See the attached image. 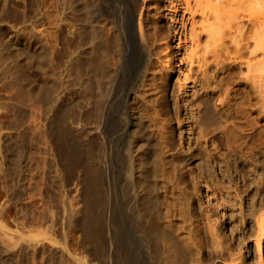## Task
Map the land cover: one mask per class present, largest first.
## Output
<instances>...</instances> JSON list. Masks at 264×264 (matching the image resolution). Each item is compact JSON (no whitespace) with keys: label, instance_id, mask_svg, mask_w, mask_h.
<instances>
[{"label":"bare ground","instance_id":"obj_1","mask_svg":"<svg viewBox=\"0 0 264 264\" xmlns=\"http://www.w3.org/2000/svg\"><path fill=\"white\" fill-rule=\"evenodd\" d=\"M3 1L0 0V14ZM60 1L71 7L73 15L71 22L62 19L59 23L65 45L51 51V68L62 66L60 75L50 78L49 70H42L36 60L28 75L36 88L41 87L45 100L33 96L38 93L35 89L28 95L20 81L14 93L17 117L23 108L27 110L26 126L21 128L18 122L15 133V172L18 176L22 172L25 142L30 189H39L41 180L44 188L58 190L60 201H45L38 208L37 217L29 211L25 213L17 202L18 236L29 243L39 236L48 238L64 256L70 257L71 264H149L151 258L154 261L150 264H246L243 247L233 245L219 219L208 213L205 222H200L202 218L188 190L186 166L206 151L205 127L195 145L177 146L174 132L165 124L167 119L155 111L157 98H148L141 84L121 93L124 112L120 119L114 118L112 107L120 85L122 61L130 57V50L137 48L141 52L134 65L137 78H146L145 72L152 67L157 34L150 28H157L148 0H130L126 10L116 0ZM249 5L253 7L251 16L255 22L264 25L255 6L261 5L264 10V0H250ZM222 7L208 4V9L203 10L204 18L210 21L234 12ZM35 18L34 25L36 15ZM128 26L138 39V46L129 45ZM204 30L214 43L220 24L211 21ZM37 37L34 31L30 49ZM10 38L24 52L29 50H25L27 41L21 33H13ZM254 40L258 48L264 49L261 32L255 34ZM39 56L42 52L36 58ZM231 59L250 69L260 64L241 55ZM212 60L218 69L230 61L222 58L221 49L214 50ZM209 62L205 58L200 67ZM206 83L209 89L210 81ZM202 101L203 107L209 103L207 96ZM69 170L75 171L73 180H69ZM29 198H35L32 192ZM99 201L104 204V213L96 210ZM241 211V221L245 223L247 213ZM250 216L254 223L247 236L255 235L258 264H264V200L251 210ZM61 221H69L80 232L78 242L86 253L80 254L71 247L68 230H58ZM165 235L193 255L189 263H179L177 252L166 250L161 242ZM205 237L211 246L207 254ZM135 254L139 256L137 262Z\"/></svg>","mask_w":264,"mask_h":264},{"label":"rangeland","instance_id":"obj_2","mask_svg":"<svg viewBox=\"0 0 264 264\" xmlns=\"http://www.w3.org/2000/svg\"><path fill=\"white\" fill-rule=\"evenodd\" d=\"M3 2L2 6H5L0 14V264H71L70 257L64 256L58 245L48 238L39 236L29 243L18 236L17 202L25 213L29 211L31 216L33 213L37 217L38 208L45 201L57 204L60 197L55 188H44L41 180L39 189L36 186L34 190L30 189L26 179L30 165L25 142L20 164L22 172L20 176L15 172V133L18 122L21 128L26 126L27 110L23 108L17 117L14 93L20 81L28 95L35 89L38 93L33 96L45 100L41 87L34 86L28 72L37 60L36 65L49 70L50 78L56 79L55 75H60L62 66L51 68V51L65 45L59 23L73 20L72 9L60 0ZM116 2L126 10L130 0ZM249 3L250 0H148L157 28H150L157 34L152 67L145 72V80L137 78L134 65L141 52L137 48L130 50V57L122 61L120 85L112 110L115 120L120 119L124 112L121 93L141 84L146 88L148 98H157L155 111L167 119L165 124L174 132L173 140L177 146L180 143L186 147L195 145L205 127L206 151L186 166L185 176L188 190L193 195V205L202 218L200 222H205L208 213L213 219H219L227 238L233 245L243 247L246 264H258L255 235L250 238L247 235L254 223L250 212L264 200V49L258 48L254 40L259 31L264 41V25L255 22ZM208 4L223 5L224 11L231 9L234 12L207 21L203 10L208 9ZM255 6L264 19L262 6ZM35 15L37 23L34 25ZM211 21L220 24V34L214 43L204 30ZM34 31L38 37L30 49L28 44ZM127 31L129 45L138 46L131 26ZM16 32L26 38L27 52L10 38ZM215 49H221L222 58L230 60L220 69L212 60ZM255 49L257 52L252 53ZM39 52L42 56L36 58ZM240 55L260 64L254 69L245 63L235 64L231 58ZM205 58L210 62L201 68ZM207 80L210 81L209 89L206 88ZM206 96L209 103L203 107L202 98ZM150 111L154 109L150 108ZM39 158L37 156L36 161ZM33 167L36 170L37 164ZM68 177L73 180L75 171L69 170ZM31 192L35 198H29ZM27 203H30L28 208ZM241 209L247 213L245 223L241 221ZM96 210L105 212L102 201L97 203ZM40 228L45 229L46 225H40ZM64 229L69 232L71 247L82 254L84 247L78 242L80 232L69 221L64 224L61 221L58 225L60 232ZM204 241L207 254L211 246L207 237ZM245 241L247 245L243 244ZM161 242L166 250L177 252L179 263L192 260L193 255L167 235ZM138 259L135 254L134 260L137 262ZM153 261L151 258L150 263Z\"/></svg>","mask_w":264,"mask_h":264}]
</instances>
